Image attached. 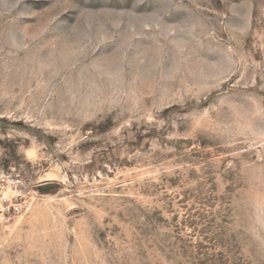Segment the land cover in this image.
Wrapping results in <instances>:
<instances>
[{"label":"rangeland","instance_id":"1","mask_svg":"<svg viewBox=\"0 0 264 264\" xmlns=\"http://www.w3.org/2000/svg\"><path fill=\"white\" fill-rule=\"evenodd\" d=\"M0 264H264V0H0Z\"/></svg>","mask_w":264,"mask_h":264}]
</instances>
